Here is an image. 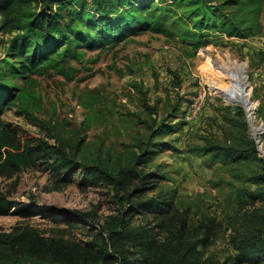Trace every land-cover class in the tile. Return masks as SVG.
<instances>
[{"label":"rangeland","instance_id":"374dc122","mask_svg":"<svg viewBox=\"0 0 264 264\" xmlns=\"http://www.w3.org/2000/svg\"><path fill=\"white\" fill-rule=\"evenodd\" d=\"M202 1L220 6L222 18H232L238 10L223 5L225 0ZM170 4L169 0L154 3L162 8ZM262 4L261 26L247 39L222 34L220 28L202 32L195 28L193 18L178 9L161 30L94 48L79 41L63 61L62 71L46 69L14 81L27 97L6 111L3 120L24 142L62 144L68 150L80 145L83 154L111 166L127 163L142 155L146 145L151 146L154 153L144 169L162 178L153 194L160 190L174 193L178 207L190 211L193 225L203 215L221 221L224 232L205 257L232 264L236 254L230 242L233 227L258 226L257 216L264 214L263 203H250L244 194L257 190L245 178L259 169L252 162L213 161L200 151L213 145H235L243 137L241 123H248L249 113L247 135L264 159L260 131L264 128V0ZM73 19L76 13L72 10L64 24ZM14 37L0 33L1 61L7 59L6 48ZM224 66L238 68L244 77L250 112L219 93L223 84L219 71ZM24 106L30 114L21 113ZM238 109L245 113L244 119ZM73 175L70 185L59 192L50 191L55 176L42 162L13 178L0 177V192L10 200L36 202L32 215L0 217V233L30 225L48 235L55 228L67 227V219L56 217L64 211L97 210L101 222L124 212L111 188L84 186L81 173ZM88 232L76 229L71 237L85 241Z\"/></svg>","mask_w":264,"mask_h":264},{"label":"trees","instance_id":"16d2710c","mask_svg":"<svg viewBox=\"0 0 264 264\" xmlns=\"http://www.w3.org/2000/svg\"><path fill=\"white\" fill-rule=\"evenodd\" d=\"M156 1L0 0V33L11 38L16 35L6 48L7 59L0 60V177L13 178L42 162L55 176L50 191H62L74 173H81L82 185L111 188L124 211L105 222L97 210L64 211L56 217L67 219V227L55 228L48 235L30 225L0 233V264H220L205 255L224 232L223 223L203 215L193 225L190 211L178 207L174 193L160 190L153 194L162 178L144 169L154 153L151 146L146 145L142 155L127 163L111 166L83 154L80 145L68 150L62 144L24 142L3 120L6 111L27 97L14 81L46 69L62 71L63 61L79 41L94 48L122 42L140 32L161 30L178 9L193 18L195 28L202 32L220 28L222 34L247 39L261 26L262 0H225L223 5L238 8L236 15L227 19L218 13L220 6H207L202 0L187 4L185 0H169L172 4L165 8L154 5ZM72 10L76 19L66 25L65 16ZM238 111L244 119L245 113ZM21 113L30 114L26 106ZM241 124L243 137L235 145H213L200 153L213 161L256 164L259 171H250L245 179L258 188L244 194L249 202L264 205V159L247 135L248 123L244 120ZM35 206V201L30 205L12 201L0 192V217L32 215ZM262 209L264 212V206ZM137 214L142 218H136ZM257 217L261 220L258 226L244 230L233 227L230 242L236 254L232 264H264V214ZM76 229L89 231V239L73 240L71 232Z\"/></svg>","mask_w":264,"mask_h":264},{"label":"bare ground","instance_id":"6f19581e","mask_svg":"<svg viewBox=\"0 0 264 264\" xmlns=\"http://www.w3.org/2000/svg\"><path fill=\"white\" fill-rule=\"evenodd\" d=\"M219 72L223 80V84L219 86V93L221 96L234 105L245 107V109L250 112L248 107L249 97L244 90L245 79L242 77L240 70L238 68L224 66ZM260 131L264 134V128Z\"/></svg>","mask_w":264,"mask_h":264},{"label":"water","instance_id":"95a60500","mask_svg":"<svg viewBox=\"0 0 264 264\" xmlns=\"http://www.w3.org/2000/svg\"><path fill=\"white\" fill-rule=\"evenodd\" d=\"M247 113V112H246ZM247 121H248V123L250 124V120H249V115H248V113H247ZM259 153H262L261 151H259Z\"/></svg>","mask_w":264,"mask_h":264}]
</instances>
